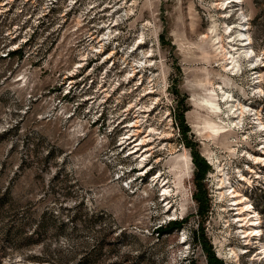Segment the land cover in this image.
Returning <instances> with one entry per match:
<instances>
[{
  "label": "rangeland",
  "instance_id": "1",
  "mask_svg": "<svg viewBox=\"0 0 264 264\" xmlns=\"http://www.w3.org/2000/svg\"><path fill=\"white\" fill-rule=\"evenodd\" d=\"M229 1L0 0V264H264V0Z\"/></svg>",
  "mask_w": 264,
  "mask_h": 264
},
{
  "label": "bare ground",
  "instance_id": "2",
  "mask_svg": "<svg viewBox=\"0 0 264 264\" xmlns=\"http://www.w3.org/2000/svg\"><path fill=\"white\" fill-rule=\"evenodd\" d=\"M238 1L241 2V0H236V1L235 0H230L229 2L231 3V2H238ZM239 25H241V24H239ZM245 35H247L246 32H244V30H242L240 28L239 31H238L239 38H243L242 36H245ZM241 40H244V39H240V41ZM246 40H249L248 35L246 36ZM142 142H143V140H141V142L136 144V145L138 146L140 144H143ZM231 195H232L231 197L234 200V205L236 206V210H237V213H236L237 221L240 223L241 228H245L244 231H243L244 236L246 238H249L250 236L257 235L259 233V229L256 227V225L259 222L255 223L252 220L253 215H251L252 211L250 210V206L246 205L244 203V199H242L243 196H241L235 190H232Z\"/></svg>",
  "mask_w": 264,
  "mask_h": 264
},
{
  "label": "trees",
  "instance_id": "3",
  "mask_svg": "<svg viewBox=\"0 0 264 264\" xmlns=\"http://www.w3.org/2000/svg\"><path fill=\"white\" fill-rule=\"evenodd\" d=\"M201 169H204V167L203 168H201ZM206 169V168H205ZM203 175V174H202ZM180 225L178 224V227H179ZM161 232L162 231V228H157V232ZM211 264H217V259H215V258H212V260H211Z\"/></svg>",
  "mask_w": 264,
  "mask_h": 264
}]
</instances>
